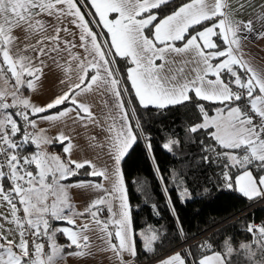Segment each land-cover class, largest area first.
<instances>
[{
    "label": "snow or ice",
    "instance_id": "obj_1",
    "mask_svg": "<svg viewBox=\"0 0 264 264\" xmlns=\"http://www.w3.org/2000/svg\"><path fill=\"white\" fill-rule=\"evenodd\" d=\"M169 3L90 0L101 22L96 26L102 25L110 35V39L98 41L81 12L83 5L76 0H0V78L6 83L14 80L11 91L0 89V204L6 202L10 212V217L0 214V218L13 225L4 229L0 224V264H56L64 248L56 243L57 232L68 238L67 247L78 249L74 255L90 254L92 232L98 233L103 250L111 251L119 264H129L125 254L136 255L132 206L121 161L137 142L138 134L123 95L129 87L112 67L116 57L130 62L126 78L140 106L164 109L189 102L198 108L202 122L188 132L209 130L207 135L214 144L204 146L201 141V145L212 157L211 162L222 167L226 186L231 189L235 184L249 199L264 197V71L252 67L240 51L241 33L264 37V11L255 19L238 20L235 12L256 5L239 3L234 8L231 0H187L170 14L161 16L155 11ZM259 7L264 10V2ZM110 14H115L114 18L110 19ZM66 20L79 29L78 44L77 34L66 25L62 27ZM177 42H182L181 46ZM175 57L184 58L173 68ZM53 65L63 73L60 83L66 90L38 106L23 95L22 89L35 91L45 69ZM93 93L103 105L101 116L92 103L82 99ZM67 102L71 107H60ZM202 102L220 106L210 115ZM66 117L85 128L103 127L104 142L90 147L108 149L111 171L90 159H71L74 145L63 132L54 139L61 145L68 141L63 147L67 160L47 151L53 140L38 127V120L56 122ZM136 127H140L138 122ZM178 143L169 140L162 147L171 151ZM31 145L36 150L27 152ZM209 155L203 157L205 162H209ZM86 167L84 175L101 178V182L64 183ZM232 169L241 170L234 179ZM103 181L110 187L105 188ZM72 187L100 195L78 211L69 195ZM180 195L186 198L187 189ZM77 217L84 219L77 224ZM53 220L73 227L53 229ZM247 231L253 241L241 243L239 249H233L228 240L222 250L203 242L197 247L210 254L202 252L193 259L191 250L185 249L159 264H264V225L251 224ZM140 236L147 252L155 251L154 245L161 240L158 229L141 231ZM42 238H46L50 251L45 252Z\"/></svg>",
    "mask_w": 264,
    "mask_h": 264
},
{
    "label": "trees",
    "instance_id": "obj_2",
    "mask_svg": "<svg viewBox=\"0 0 264 264\" xmlns=\"http://www.w3.org/2000/svg\"><path fill=\"white\" fill-rule=\"evenodd\" d=\"M82 2L89 6L87 0ZM182 2L187 0H170L169 5L155 11L161 16L170 14ZM197 28L202 30L201 26ZM114 63L123 83L129 87V92L123 95L132 111L134 109L135 130L138 134L137 142L121 163L129 204L132 206L137 262L145 264L180 247L186 241L188 244L179 250L182 254L185 249L191 250L193 259L199 258L202 252H209L197 247L203 242L212 244L215 250H222L226 240L231 242L233 249H239L241 243L252 242L253 236L247 228L253 222L264 219V205L251 207L260 197L249 199L238 191L235 184L231 189L226 186L221 175L222 167L211 162L212 157L201 145V141L204 146L214 144L207 135L209 130L188 132L191 126L202 122L198 108L189 102L164 109L140 106L131 90L130 81L126 78L130 62L116 57ZM202 103L209 113H213L220 106L209 102ZM69 104L67 102L60 107ZM137 122L139 128L136 127ZM169 140L179 141L171 151L162 147ZM63 146L59 142L52 145L61 153ZM31 148L29 146L26 151L30 152ZM205 155H209V162L204 161ZM86 171L87 168L68 180L91 178L84 175ZM240 171L231 170L233 179ZM185 188L191 197L183 200L180 194ZM150 228L158 229L161 233V240L154 245L153 252H147L143 248V239L140 236L141 231Z\"/></svg>",
    "mask_w": 264,
    "mask_h": 264
},
{
    "label": "crops",
    "instance_id": "obj_3",
    "mask_svg": "<svg viewBox=\"0 0 264 264\" xmlns=\"http://www.w3.org/2000/svg\"><path fill=\"white\" fill-rule=\"evenodd\" d=\"M262 2H264V0H231V3L234 8H238L239 3H251V4L256 5V7L254 8L248 7L246 10H240V11L235 12L234 13L235 18L238 20H244V21H247L248 19H255V17L261 11H264L259 7L260 3ZM76 3L78 5H83V7H81V12L84 13L85 19L89 22V26L92 28V30L97 33L98 41H103L104 39H110V35L107 33V30L102 27V25L101 27L96 26L97 24H101V22L99 21V17L95 13L94 8L91 7L90 0H87V3L89 4V6L85 5L82 2V0H76ZM114 15L115 14H110L109 18L110 19L114 18ZM68 19L70 20L71 18L69 17ZM65 25L69 28L70 31L75 32L77 34L76 42L78 44L79 43L78 27L76 25L68 23L67 20L65 21L64 25H62V27ZM256 26L258 27L259 25L257 24ZM61 34L62 36H66V38L71 39V37H67V34L65 33H61ZM244 36H247V39H243ZM241 37H242L241 48H246L250 50V57L248 58L247 61L250 60V62H253L254 60V64L252 63L250 64L257 71H261V69L264 66V63L263 64L261 63L262 58L259 56L260 51L257 50L260 48L259 47L257 48V45L261 44V46L264 47V37H257L254 34H248V33H241ZM181 43L182 42L180 43L177 42V46H181V45H178ZM79 51L83 53L82 49H79ZM176 58L177 57H175V59ZM177 61L179 62V60ZM175 66H178V63ZM112 67L116 71L117 75L119 76L115 63L112 64ZM63 78H64L63 73L60 70L56 69L55 66L53 65L50 69H45V75L42 77L41 81L38 83L37 89L35 91H32L30 89L24 88L22 89L23 95L27 98H30L32 103L38 106H44L48 102H51V100L54 99L57 95H59L63 90H66V85H62L60 83V80ZM13 84H14V80L10 79L11 89H9L8 91L12 90ZM82 99H86L88 102L92 103L94 105L93 110L96 112L97 116H101L103 105H101L98 102L100 99L98 95L94 93L88 94L87 96L82 97ZM65 107H71V103ZM126 108L128 109L127 104H126ZM209 114H212V113H209ZM132 116H133V113H132ZM101 123H103V120H101ZM38 127L45 129L46 135L49 138H52L53 140L51 144L46 146L47 149L52 151L53 153H57L63 160H67L68 158L67 154L64 152L61 153L59 150L56 149V147L54 148L52 147V145L55 142H58L54 138L61 132L71 137V142L74 145L72 152H71V159L77 160L78 162H81L84 159H90L93 162H95L99 167L107 166L109 170L111 171L112 160L108 154V149L106 147L104 148L90 147L91 144L104 142V137L106 133L104 132L103 127H94L92 125H89L87 128H85V127H82L79 123H74L71 117H66L63 120L56 121V122L38 120ZM133 129L136 132L134 127ZM29 130L32 131V129H29ZM91 137H96V140L92 141ZM67 143L68 141H65L64 146H66ZM31 147H32L31 148L32 150H30V152L36 150L35 145H31ZM121 169H122V164H121ZM123 178H124L125 185L127 188V183H126L124 173H123ZM81 180H92L94 182H101V178L91 177L89 179H80V180H73V181L67 180V181H64V183L75 184L77 181H81ZM103 183H104L105 188L110 187L107 181H103ZM236 188L238 189L237 186ZM69 195L71 198V202L75 205L76 209L78 211H82L92 200H94L98 195H100V193L94 192L91 189H82V188L72 187L69 189ZM127 197H128V192H127ZM128 202H129V198H128ZM0 214L8 215L10 217L9 208L6 202L0 204ZM76 219H77V224H79L84 218L77 217ZM50 223L53 229L59 228V227H73L69 225L66 221H54L53 220V221H50ZM0 224H3L4 229L13 227V225L9 224L7 221H4L2 218H0ZM89 235L92 240L90 254L80 256V255L72 254V253L77 252L78 249H76L75 246L67 247V245L70 244V241L68 240V238L63 233L57 232L56 237H55L56 243L58 245L64 246V248H63L61 257L57 259L56 264H119V261L117 260V258L111 251L103 250L105 246L98 238V233L92 232V233H89ZM9 238L12 239L13 237L9 236ZM16 238L18 239V236ZM41 242L45 243V252L50 251L46 238H42ZM175 252H180L179 247L145 264H159L161 259L166 258L167 256L174 254ZM124 259L125 261H128L129 264H140L135 259V256L132 257V256L125 254Z\"/></svg>",
    "mask_w": 264,
    "mask_h": 264
},
{
    "label": "rangeland",
    "instance_id": "obj_4",
    "mask_svg": "<svg viewBox=\"0 0 264 264\" xmlns=\"http://www.w3.org/2000/svg\"><path fill=\"white\" fill-rule=\"evenodd\" d=\"M182 44V43H181ZM181 44H178V45H181ZM260 48V49H257L258 51H260L259 52V56L262 58V61H261V63L263 64L264 63V47L263 46H261V44H258L257 45V48ZM240 51L242 52V54H243V58L245 59V60H248V58L250 57V50H248V49H246V48H241L240 49ZM184 57H177L176 58V61L177 60H181V59H183ZM249 62H250V60H249ZM177 63H178V65H179V62L177 61ZM250 63H252V64H254V60H253V62H250ZM251 65V64H250ZM252 66V65H251ZM171 67H173V68H175V67H177V66H175V65H172ZM261 71H264V66H263V68L261 69ZM11 87V85H10V79H8V81H7V83L5 82V80L3 79V78H0V89H7V90H9V89H11L10 88ZM9 100H10V98H9ZM126 104H127V107H128V111H129V119H130V121H131V123H132V125H133V127L135 128V122H134V117L132 116V113H133V111H132V108L130 107V105H129V103L128 102H126ZM215 114V111L212 113V114H210V115H214ZM134 123V124H133ZM47 151L49 152V153H51V154H55V155H58L57 153H53L52 151H50V150H48L47 149ZM184 191V190H183ZM183 191H181V193L183 192ZM188 191V190H187ZM191 197V195H190V193H189V191H188V196L186 197V198H183V197H181L183 200H185V199H188V198H190Z\"/></svg>",
    "mask_w": 264,
    "mask_h": 264
},
{
    "label": "built area",
    "instance_id": "obj_5",
    "mask_svg": "<svg viewBox=\"0 0 264 264\" xmlns=\"http://www.w3.org/2000/svg\"><path fill=\"white\" fill-rule=\"evenodd\" d=\"M18 205V207H20V205L19 204H17ZM259 205H264V197H260V199L257 201V202H255L251 207H256V206H259ZM20 215H23V213L21 212L20 213ZM108 214H107V212L105 211V213H104V216H107ZM252 224H255V225H257V226H259V225H264V219L262 220V221H255V222H253ZM30 244H31V241H30ZM188 244V242L186 241V242H184L180 247H184V246H186ZM179 247V248H180Z\"/></svg>",
    "mask_w": 264,
    "mask_h": 264
}]
</instances>
